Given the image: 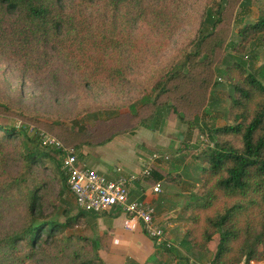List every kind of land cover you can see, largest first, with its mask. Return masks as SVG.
<instances>
[{"label": "trees", "instance_id": "obj_1", "mask_svg": "<svg viewBox=\"0 0 264 264\" xmlns=\"http://www.w3.org/2000/svg\"><path fill=\"white\" fill-rule=\"evenodd\" d=\"M230 1L0 0V63L15 67L23 81L77 95L88 88L118 93L132 85L134 97L145 105L137 115L122 114L108 125L101 120L91 131L62 137L77 155L140 128L161 131L172 118L195 127L209 91L219 85L214 72L226 75L232 92L229 123L204 125L210 143L197 156L203 161L199 193L183 207L184 232L177 247L159 245L153 264H170L161 262V254L173 255L179 264H201L192 257L208 251L217 235V252L208 264L264 260V65L258 77L247 65L220 57L229 44L221 26ZM198 6L203 7L195 30L188 38L183 34V40L192 39L173 59L156 65L174 38L193 25ZM239 37L230 46L240 53L259 41L264 46V10L240 29ZM215 62L226 65L225 72L214 70ZM145 63L144 72L151 70L133 77ZM46 125L68 134L62 124ZM63 156L42 145L29 149L21 130L0 122V264H25L21 252L42 264H105L100 250L110 247L109 235L92 240L70 232L90 212L79 208L70 216L65 208L66 220L58 219V203L67 205L63 198L69 189ZM49 170L56 171L54 178L45 176ZM168 178L175 180L173 173ZM145 179L163 177L154 172Z\"/></svg>", "mask_w": 264, "mask_h": 264}, {"label": "rangeland", "instance_id": "obj_2", "mask_svg": "<svg viewBox=\"0 0 264 264\" xmlns=\"http://www.w3.org/2000/svg\"><path fill=\"white\" fill-rule=\"evenodd\" d=\"M202 7L203 6H198L197 8H193V25L185 27V29L174 38V41L167 52L157 58L155 61L156 65H162L169 61L170 58L173 59L177 56L178 50L192 39L189 38L183 40V34L185 33L188 38V35L193 33L195 30L194 24L197 22V16ZM227 7L228 9L225 13L224 23L221 26V30H223V40H226L229 44L227 46V53H224L223 51L220 57L223 55L225 58L226 56L228 62H241L242 64L247 65L246 68L248 69V72L257 75L259 68L264 65V46L260 44V41L251 45L244 53L238 52L237 46L233 48L230 44H238L240 42V29L246 24L254 23L257 20L260 11L264 10V0H231ZM217 58L219 57L217 56ZM148 66V63H145L141 67V71L138 72V74H134L133 77H144V75L151 70L150 67L147 72H144ZM215 67L218 68L220 72H225L227 66L215 62L214 70ZM262 81L264 82V80ZM214 82L219 83V85L217 87L212 86L209 91L208 105L205 111L203 110V113L198 116V120H196L197 125L195 127H190L189 124L183 123L178 118H172L168 122L172 124V133L177 139L176 143L181 146V153L184 154L182 159L183 163H185V168L183 169L184 176L176 175L174 178L179 177L178 181L181 183L174 185L175 187H170V189L172 188L173 194H175L174 192L179 193L178 199H181V202L186 200L184 192L188 188L193 187L190 192L194 195H198V190L201 187L200 172L203 167V161L197 156L199 152L210 143L204 125L222 127L229 123L228 111L231 106V85L227 80L226 75L218 72H214ZM90 90L91 89L88 88L83 94L78 95L70 91H60L56 93L47 86L39 87L32 85L27 81H23L15 67L8 63H0V104L6 105L10 109V111H7L0 107V122L1 124L8 123L17 130H21L28 148L33 150L41 145L39 142V134L41 132L53 136L67 147V143L64 140L65 138L62 137L70 139L73 135L78 133H86L87 130L91 131L101 120H105V123L108 125L107 122L118 118L122 114H128L131 116L143 112L145 105L134 97L135 87L132 85H128L126 88L123 87L118 93H115L110 89L102 90L98 93H94ZM131 105L134 106V108L130 107ZM46 124H62L63 126L61 125V128L66 129L68 134H65L61 129L57 128L51 131ZM127 136H131V134L118 137ZM178 136L181 137L180 140H178ZM187 138L192 144L186 145ZM182 139L183 141L181 143ZM170 153L173 156L174 161H176V151L171 148ZM159 154L169 156L170 159L172 157L168 154ZM160 162L166 161L162 160ZM155 165L158 164H154L153 167ZM55 174L56 171L52 170L51 172V170H49L45 173V176L54 178L52 176ZM58 183L60 184V182ZM31 185L32 178L27 176L26 186L31 187ZM164 186L165 184L163 185V189H165ZM167 188L168 186H166V190H168ZM65 190L66 193L63 199L67 202V205L64 204V202L58 203L60 214L58 219L60 222L66 220L67 216L63 215V210L65 208L69 209L70 216H75L80 211L77 205H73L75 202L71 191L67 187H65ZM175 202L176 199L174 200V203ZM182 216L183 214L180 211L174 214V217L176 218H181ZM70 232L84 235L89 238L88 234L90 230L82 219L74 229L70 230ZM182 236L183 235L178 237V242L174 245L168 241L170 247H177ZM95 239L96 237L92 238V240ZM154 242L156 244V251L149 257L148 264H153L151 259L157 253L159 248L158 243L156 241ZM218 242L219 236L217 235L214 238V241L209 245L208 251L203 252V254L196 253L195 257L199 259H196L195 257H192V259L195 261L198 260L201 264H208L217 252ZM28 254V252L20 253V257L24 259L25 264H42L38 260L30 261L27 259L26 257ZM170 256L171 257L167 258L164 254H161L159 257L162 263L166 262V260L170 264L180 263L178 258H175L171 254Z\"/></svg>", "mask_w": 264, "mask_h": 264}, {"label": "crops", "instance_id": "obj_3", "mask_svg": "<svg viewBox=\"0 0 264 264\" xmlns=\"http://www.w3.org/2000/svg\"><path fill=\"white\" fill-rule=\"evenodd\" d=\"M172 131L171 123L161 131L141 128L135 134L118 137L105 146L84 147L78 154V160L80 166L92 168L108 179L115 180L121 176L139 174L144 169L147 159L155 152L171 155V148L176 151V161L171 155L169 161L154 166L153 173L157 172L163 179L152 182L147 179L140 180L133 185L130 193L132 200L141 199L154 205L157 220L164 229L166 240L174 245L178 242V237L183 235L185 225L183 217L176 218L174 214L182 212L194 194L190 192L193 187L188 188L184 192L186 200L181 202V199H178L179 193L173 194L172 188L170 189L181 183L178 181L179 177L174 178V181L166 179L169 173H173L174 177L184 176L185 163L182 161L184 154L181 153V146L176 143L177 139ZM180 138L178 136V140ZM188 144L192 142L187 138L186 145ZM156 186L160 187L159 193L153 190ZM166 186L169 191L166 190ZM73 205H76V202ZM83 220L90 230L89 238L102 237L106 234L111 237L110 247L100 250V256L105 264H148L149 257L156 251L155 242L145 234L140 222L119 209L105 213L90 212Z\"/></svg>", "mask_w": 264, "mask_h": 264}, {"label": "built area", "instance_id": "obj_4", "mask_svg": "<svg viewBox=\"0 0 264 264\" xmlns=\"http://www.w3.org/2000/svg\"><path fill=\"white\" fill-rule=\"evenodd\" d=\"M39 142L43 147L64 153L61 170L68 178V186L78 208L96 213L119 209L139 221L145 234L156 241L158 245L167 243L170 247L164 229L157 220L154 205L141 199L132 200L130 197L133 185L150 177L153 173V165L162 160L168 161L169 156L154 153L145 162L144 169L139 174L110 180L92 168L80 166L77 153L72 148L64 146L53 136L41 132ZM153 190L155 193H159L160 187L156 186ZM251 264H264V260L251 262Z\"/></svg>", "mask_w": 264, "mask_h": 264}]
</instances>
